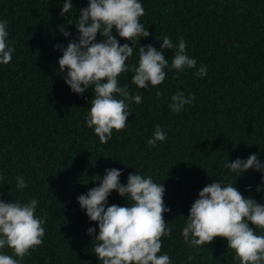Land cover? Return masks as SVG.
<instances>
[{
  "label": "trees",
  "instance_id": "obj_1",
  "mask_svg": "<svg viewBox=\"0 0 264 264\" xmlns=\"http://www.w3.org/2000/svg\"><path fill=\"white\" fill-rule=\"evenodd\" d=\"M0 264H264V0H0Z\"/></svg>",
  "mask_w": 264,
  "mask_h": 264
}]
</instances>
